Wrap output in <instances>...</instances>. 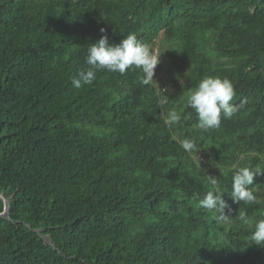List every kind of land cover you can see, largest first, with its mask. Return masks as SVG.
<instances>
[{
    "label": "trees",
    "instance_id": "1",
    "mask_svg": "<svg viewBox=\"0 0 264 264\" xmlns=\"http://www.w3.org/2000/svg\"><path fill=\"white\" fill-rule=\"evenodd\" d=\"M130 33L163 34L171 88L135 68L73 86L90 44ZM209 76L242 106L205 131L187 98ZM240 167L264 170V0H0V264H264V175L225 221L198 206Z\"/></svg>",
    "mask_w": 264,
    "mask_h": 264
},
{
    "label": "clouds",
    "instance_id": "2",
    "mask_svg": "<svg viewBox=\"0 0 264 264\" xmlns=\"http://www.w3.org/2000/svg\"><path fill=\"white\" fill-rule=\"evenodd\" d=\"M101 32H106L101 29ZM162 55V54H161ZM157 56L149 47L137 39L135 34H128L119 44H110L108 36L103 35L96 43L90 44L87 49L86 64L88 69L81 70L76 77L72 78L75 88L85 85H92L97 79L98 71L118 72L124 75L130 69H138L143 73L142 83L148 85L154 81L155 69L160 63V56ZM163 89H168L163 87ZM236 96L233 83L227 78L209 76L202 79L194 91L188 94L187 103L195 110L198 118V127L201 130H214L221 127L222 118L232 119L242 105L231 103ZM180 117L177 113L171 112L168 120L172 123L178 122ZM181 146L186 152L197 150L194 139L185 138ZM258 175H264V170L259 168L240 167L232 175L230 193L216 187V178L211 180L213 190L206 193L203 199L199 200L198 206L208 211L218 213V220L225 221L230 217L226 215L229 205L224 200L227 193L235 203L244 202L255 204L259 202L257 194L252 185ZM240 221L247 225L249 219L243 212L239 213ZM251 240L257 245H264V219L258 220L255 230L251 233Z\"/></svg>",
    "mask_w": 264,
    "mask_h": 264
},
{
    "label": "rangeland",
    "instance_id": "3",
    "mask_svg": "<svg viewBox=\"0 0 264 264\" xmlns=\"http://www.w3.org/2000/svg\"><path fill=\"white\" fill-rule=\"evenodd\" d=\"M162 35L157 39L156 43L153 44L151 47V50L157 55L160 56V63L157 65L155 69V76H154V83L162 89L164 86L167 88H171V81L172 78L174 77L173 70L170 68L169 63L166 60V54H167V49L162 47L161 44V39ZM164 85V86H163Z\"/></svg>",
    "mask_w": 264,
    "mask_h": 264
},
{
    "label": "water",
    "instance_id": "4",
    "mask_svg": "<svg viewBox=\"0 0 264 264\" xmlns=\"http://www.w3.org/2000/svg\"><path fill=\"white\" fill-rule=\"evenodd\" d=\"M0 197H2L3 200L7 203V207L5 208L4 212L1 214L4 216H7L8 212H9V205L10 204H9L8 200L3 195L0 194Z\"/></svg>",
    "mask_w": 264,
    "mask_h": 264
},
{
    "label": "bare ground",
    "instance_id": "5",
    "mask_svg": "<svg viewBox=\"0 0 264 264\" xmlns=\"http://www.w3.org/2000/svg\"><path fill=\"white\" fill-rule=\"evenodd\" d=\"M164 86V85H163ZM167 90V89H166Z\"/></svg>",
    "mask_w": 264,
    "mask_h": 264
}]
</instances>
